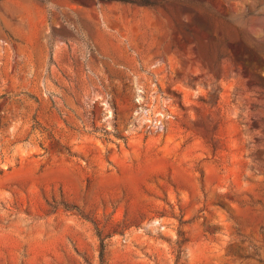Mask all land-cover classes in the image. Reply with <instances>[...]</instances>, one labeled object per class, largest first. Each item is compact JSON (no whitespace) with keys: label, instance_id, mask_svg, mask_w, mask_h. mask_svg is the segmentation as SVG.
<instances>
[{"label":"rangeland","instance_id":"rangeland-1","mask_svg":"<svg viewBox=\"0 0 264 264\" xmlns=\"http://www.w3.org/2000/svg\"><path fill=\"white\" fill-rule=\"evenodd\" d=\"M0 0V264H264V0Z\"/></svg>","mask_w":264,"mask_h":264},{"label":"trees","instance_id":"trees-1","mask_svg":"<svg viewBox=\"0 0 264 264\" xmlns=\"http://www.w3.org/2000/svg\"><path fill=\"white\" fill-rule=\"evenodd\" d=\"M99 1H121V2H128L131 4H137V5H152V2L150 0H99Z\"/></svg>","mask_w":264,"mask_h":264}]
</instances>
